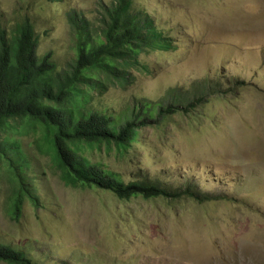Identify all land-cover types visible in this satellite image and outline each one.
Listing matches in <instances>:
<instances>
[{"label": "rangeland", "instance_id": "1", "mask_svg": "<svg viewBox=\"0 0 264 264\" xmlns=\"http://www.w3.org/2000/svg\"><path fill=\"white\" fill-rule=\"evenodd\" d=\"M115 2L0 0V25L33 23L36 55L51 52L64 65L74 57L68 14L97 26ZM133 8L174 49L148 56L151 73L115 83L96 105L118 115L144 102L180 110L146 127L124 157L104 144L79 156L127 183L191 189L203 201L120 200L68 186L31 134L23 140L40 204L26 201L14 220L12 183L1 181L0 244L35 264H264V0H134ZM191 103L202 105L194 115Z\"/></svg>", "mask_w": 264, "mask_h": 264}, {"label": "trees", "instance_id": "2", "mask_svg": "<svg viewBox=\"0 0 264 264\" xmlns=\"http://www.w3.org/2000/svg\"><path fill=\"white\" fill-rule=\"evenodd\" d=\"M133 6L134 0H116L97 26L69 13L74 57L64 65L51 52L36 55L39 34L33 23L23 21L10 32L0 25V183L7 179L12 183L14 220L19 221L26 201L35 208L40 204L23 140L31 134H39L36 149L50 157L68 186L108 191L120 200L189 195L203 201L191 189L180 193L156 184L127 183L100 163L79 156L104 144L108 152L116 150L124 157L136 149L146 127L154 129L180 110L178 105L162 108L144 102L130 115H118L96 105L115 83L126 84L134 74L151 73L148 56L174 49L153 20ZM59 8L63 10V2ZM200 107L189 104V114ZM0 263L35 264L23 251L1 244Z\"/></svg>", "mask_w": 264, "mask_h": 264}]
</instances>
